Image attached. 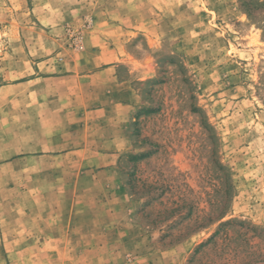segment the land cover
<instances>
[{"label":"rangeland","instance_id":"rangeland-1","mask_svg":"<svg viewBox=\"0 0 264 264\" xmlns=\"http://www.w3.org/2000/svg\"><path fill=\"white\" fill-rule=\"evenodd\" d=\"M86 1L125 25L130 59L146 76L133 82L143 103L118 163L136 229L123 264H264V0H44L49 9L32 15L31 0H0V264L65 256L12 236L24 231L30 192L41 190L26 186L24 161L12 166V152L25 150L12 140V15L55 29ZM67 35L76 46L83 32L68 26Z\"/></svg>","mask_w":264,"mask_h":264},{"label":"crops","instance_id":"crops-1","mask_svg":"<svg viewBox=\"0 0 264 264\" xmlns=\"http://www.w3.org/2000/svg\"><path fill=\"white\" fill-rule=\"evenodd\" d=\"M31 1V15L49 9ZM92 3L55 29L39 16L41 28L12 15V140L23 139L25 149L12 152V166L24 161L26 186L41 188L25 201L24 231L12 236L31 247H62L61 264H111L102 253L123 264L125 239L136 230L118 163L132 150L128 125L143 103L133 82L146 76L130 59L125 25ZM68 26L83 32L76 46ZM16 222L12 216V227ZM113 235L117 243L98 241Z\"/></svg>","mask_w":264,"mask_h":264},{"label":"built area","instance_id":"built-area-1","mask_svg":"<svg viewBox=\"0 0 264 264\" xmlns=\"http://www.w3.org/2000/svg\"><path fill=\"white\" fill-rule=\"evenodd\" d=\"M70 32H71V33H70L71 36H72L73 39H74V42H75V43H78V41L80 40L81 36H80L79 34L74 33L73 30H71Z\"/></svg>","mask_w":264,"mask_h":264}]
</instances>
